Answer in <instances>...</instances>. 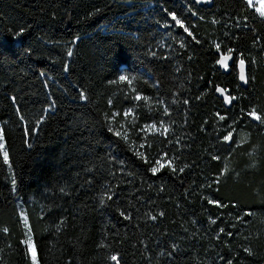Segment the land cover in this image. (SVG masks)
<instances>
[{
	"label": "trees",
	"instance_id": "trees-1",
	"mask_svg": "<svg viewBox=\"0 0 264 264\" xmlns=\"http://www.w3.org/2000/svg\"><path fill=\"white\" fill-rule=\"evenodd\" d=\"M253 110L248 0H0V264H264Z\"/></svg>",
	"mask_w": 264,
	"mask_h": 264
},
{
	"label": "snow or ice",
	"instance_id": "snow-or-ice-1",
	"mask_svg": "<svg viewBox=\"0 0 264 264\" xmlns=\"http://www.w3.org/2000/svg\"><path fill=\"white\" fill-rule=\"evenodd\" d=\"M248 4H249V6H252V4H253V0H248ZM257 11L260 13V15L261 16H264V0H261V6L259 7V8H257ZM173 19H176L175 18V16H173ZM177 23L178 24H181V21H179V20H177ZM181 26H183L182 24H181ZM186 31H187V29H185ZM217 49L219 50V45H217ZM69 55H71V51L69 52ZM229 57H225L224 59H222L221 61H220V63H224V61L226 60V59H228ZM240 64H241V80H245V76H244V73H243V65H244V61L243 60H241L240 61ZM120 79L121 80H125V79H127V77H124V76H122V77H120ZM218 91H221V92H223V90L222 89H218ZM137 99H140V97H137ZM231 99H234V97H229V102H230V100ZM250 115L254 118V119H256V120H260L261 122H264V118H262L260 115H258L256 112H255V110H253V112H251L250 113ZM221 118H223V117H221ZM152 127H155L154 125L152 126ZM230 137H231V134H229V136H226L225 137V140H229L230 139ZM6 155V154H5ZM142 155V154H141ZM158 169H156V168H154L153 169V171L155 172V171H157ZM210 203H215L214 201H210ZM154 218V217H153ZM6 231V230H5ZM29 240H31V237H29ZM29 249H30V252L32 253V259H33V264H36V260H35V247H34V245H29ZM111 259L112 260H114V261H117V264H118V260H117V257L116 256H112L111 257Z\"/></svg>",
	"mask_w": 264,
	"mask_h": 264
},
{
	"label": "water",
	"instance_id": "water-1",
	"mask_svg": "<svg viewBox=\"0 0 264 264\" xmlns=\"http://www.w3.org/2000/svg\"><path fill=\"white\" fill-rule=\"evenodd\" d=\"M193 1H195L196 3H198V4H200V5H206V4H209V3H211L213 0H193ZM225 57H229L228 59H226L225 61H224V63L222 64V63H220V61L222 60V59H224ZM219 61H218V65L219 66H225V65H227V64H229L230 62H231V56L229 55L228 56V54L227 55H223L221 58H219L218 59ZM241 66H240V75H241ZM244 70V69H243ZM243 73H244V71H243ZM218 89H222L223 90V92H221V91H218V94L219 95H225L226 94V92H225V90H224V88L222 87V86H219L218 87ZM226 100H229V95L228 94H226Z\"/></svg>",
	"mask_w": 264,
	"mask_h": 264
},
{
	"label": "rangeland",
	"instance_id": "rangeland-1",
	"mask_svg": "<svg viewBox=\"0 0 264 264\" xmlns=\"http://www.w3.org/2000/svg\"><path fill=\"white\" fill-rule=\"evenodd\" d=\"M253 4L255 5V8H259L261 6V0H253ZM0 131H1V128H0ZM4 141H3V138H2V134L0 132V144H1V147H2V150L5 152V149H4ZM25 217V213L22 211V218ZM27 221V220H26ZM29 233V232H28ZM29 235H28V238L26 239V243L28 244V249H29V245H34L35 247V244L31 238V240H29ZM29 252H30V249H29ZM37 252H36V247H35V260H36V264H39V261L37 259V256H36ZM30 256L32 258V253L30 252ZM33 260V259H32Z\"/></svg>",
	"mask_w": 264,
	"mask_h": 264
}]
</instances>
